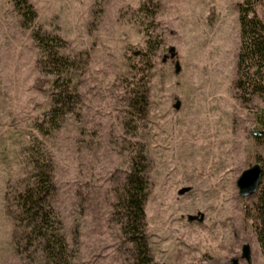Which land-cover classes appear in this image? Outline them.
<instances>
[{"label":"rangeland","instance_id":"rangeland-1","mask_svg":"<svg viewBox=\"0 0 264 264\" xmlns=\"http://www.w3.org/2000/svg\"><path fill=\"white\" fill-rule=\"evenodd\" d=\"M28 1L34 24L58 34L61 50L77 62V103L54 130L35 129L50 77L38 69V50L12 1L0 0V264H32L26 251L12 248L2 202L20 184L29 141L51 159L52 206L71 264H137L112 215L136 148L147 163L144 220L153 261L230 264L236 257L238 264H264L249 216L264 176L249 195L235 185L252 163L264 170V146L253 133L261 131L256 112L264 104L242 105L232 89L239 0ZM255 9L264 21V0ZM144 32L160 42L149 75L133 76L148 79L140 114L129 107L124 82L131 76L127 60L145 47ZM242 243L249 245L247 260Z\"/></svg>","mask_w":264,"mask_h":264},{"label":"trees","instance_id":"trees-1","mask_svg":"<svg viewBox=\"0 0 264 264\" xmlns=\"http://www.w3.org/2000/svg\"><path fill=\"white\" fill-rule=\"evenodd\" d=\"M13 11L21 27L29 29V35L38 50L36 65L50 77L47 107L34 127L39 133H48L58 127L62 117L71 112L77 103L76 68L73 56L61 49L64 41L56 34L35 25L36 10L28 0H11ZM262 0H239L236 4L238 47L232 89L242 105L258 99L264 104V21L256 13V5ZM150 15L152 11H148ZM144 49L133 50L136 61L127 60L130 77L124 82L128 92V105L135 113L147 108V88L142 78L133 79L135 72L149 75L151 57L160 40H151L144 32ZM145 81V82H144ZM261 133L254 134L264 146V107L256 112ZM129 125L124 120V126ZM39 146V147H38ZM132 148V147H131ZM34 141L23 145V176L18 187L5 191L2 202L12 222L10 241L17 252H27L32 264H71L70 253L60 223L52 206L53 166L48 154L41 151ZM261 176H264L262 170ZM147 196V163L141 148L130 149L128 167L121 186L115 191L112 215L118 222L124 239L130 243L137 264H160L152 260L148 252L145 233L144 202ZM249 216L264 261V188L255 193Z\"/></svg>","mask_w":264,"mask_h":264},{"label":"water","instance_id":"water-1","mask_svg":"<svg viewBox=\"0 0 264 264\" xmlns=\"http://www.w3.org/2000/svg\"><path fill=\"white\" fill-rule=\"evenodd\" d=\"M177 69V64L174 66ZM254 134H259L261 131L254 130ZM262 168L258 163H252L251 165L243 168L235 179V185L237 187V192L239 195L245 196L252 194L256 191L259 179L261 177ZM187 190V187L180 188L178 193H182ZM240 253L246 260L249 256V245L247 243H242L240 247ZM230 264H238L237 258L232 257L230 259Z\"/></svg>","mask_w":264,"mask_h":264}]
</instances>
